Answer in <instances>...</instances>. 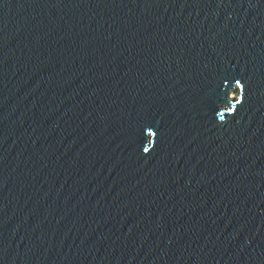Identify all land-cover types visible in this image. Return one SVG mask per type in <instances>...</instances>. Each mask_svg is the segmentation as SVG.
Masks as SVG:
<instances>
[{
    "label": "water",
    "instance_id": "95a60500",
    "mask_svg": "<svg viewBox=\"0 0 264 264\" xmlns=\"http://www.w3.org/2000/svg\"><path fill=\"white\" fill-rule=\"evenodd\" d=\"M0 264H264V0H0Z\"/></svg>",
    "mask_w": 264,
    "mask_h": 264
},
{
    "label": "bare ground",
    "instance_id": "6f19581e",
    "mask_svg": "<svg viewBox=\"0 0 264 264\" xmlns=\"http://www.w3.org/2000/svg\"><path fill=\"white\" fill-rule=\"evenodd\" d=\"M231 96L233 97L234 96V93H232Z\"/></svg>",
    "mask_w": 264,
    "mask_h": 264
}]
</instances>
